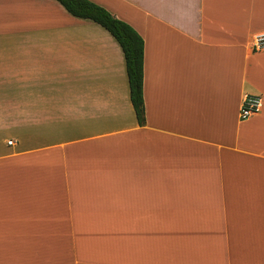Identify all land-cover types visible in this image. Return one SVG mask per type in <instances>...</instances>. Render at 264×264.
Segmentation results:
<instances>
[{"label": "crops", "instance_id": "1", "mask_svg": "<svg viewBox=\"0 0 264 264\" xmlns=\"http://www.w3.org/2000/svg\"><path fill=\"white\" fill-rule=\"evenodd\" d=\"M91 1L143 39L145 122L106 29L0 0V264H264V0Z\"/></svg>", "mask_w": 264, "mask_h": 264}, {"label": "trees", "instance_id": "2", "mask_svg": "<svg viewBox=\"0 0 264 264\" xmlns=\"http://www.w3.org/2000/svg\"><path fill=\"white\" fill-rule=\"evenodd\" d=\"M72 16L89 19L106 29L119 44L125 63L129 99L139 125L145 122L143 103V39L125 21L91 0H57Z\"/></svg>", "mask_w": 264, "mask_h": 264}, {"label": "built area", "instance_id": "3", "mask_svg": "<svg viewBox=\"0 0 264 264\" xmlns=\"http://www.w3.org/2000/svg\"><path fill=\"white\" fill-rule=\"evenodd\" d=\"M254 51L264 49V31L257 33L252 41ZM262 100L259 94L244 93L239 107V118L246 119L257 113L261 108ZM9 144L11 140L7 141Z\"/></svg>", "mask_w": 264, "mask_h": 264}, {"label": "rangeland", "instance_id": "4", "mask_svg": "<svg viewBox=\"0 0 264 264\" xmlns=\"http://www.w3.org/2000/svg\"><path fill=\"white\" fill-rule=\"evenodd\" d=\"M16 252L12 253L11 263L12 264H26L27 262H30V257H27L24 249H15ZM14 250V251H15Z\"/></svg>", "mask_w": 264, "mask_h": 264}]
</instances>
